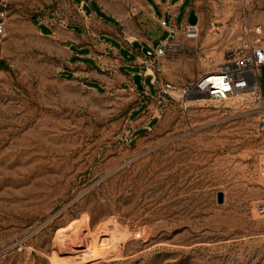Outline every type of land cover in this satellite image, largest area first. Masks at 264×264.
Wrapping results in <instances>:
<instances>
[{
  "label": "rangeland",
  "instance_id": "obj_1",
  "mask_svg": "<svg viewBox=\"0 0 264 264\" xmlns=\"http://www.w3.org/2000/svg\"><path fill=\"white\" fill-rule=\"evenodd\" d=\"M86 1L87 14L100 2L105 19L124 21L141 0ZM77 2L10 0L0 83V264H264L257 101L201 99L183 110L165 95L164 84L199 76L195 49L145 55L143 73L151 67L155 81L147 76L143 91L67 78L65 43L47 24H92L94 12L86 18ZM223 2L224 21L247 17L264 27V0ZM140 19L155 44L168 34L155 19ZM105 71L112 76V67Z\"/></svg>",
  "mask_w": 264,
  "mask_h": 264
},
{
  "label": "crops",
  "instance_id": "obj_2",
  "mask_svg": "<svg viewBox=\"0 0 264 264\" xmlns=\"http://www.w3.org/2000/svg\"><path fill=\"white\" fill-rule=\"evenodd\" d=\"M77 3L86 18L94 12L96 18L93 23L90 24L82 18L80 23L70 26L66 24L63 27H54L47 24L51 29L49 34L65 43L60 67L65 76L80 80L97 90L119 83L138 89L133 79L135 73L142 74V83L146 86L147 76L154 83L155 76L149 71L150 67L143 73L145 47L152 48L169 41L174 45L176 55L185 57L186 52L196 50L198 44L203 47L211 44L215 38L208 31L209 24L214 21L224 22L229 14L227 3L223 0H141L129 18L124 21H111L105 19L107 13L100 2H96L98 9L92 8L88 14L85 7L92 2L79 0ZM191 9L198 15V39L189 38L184 32ZM143 15L158 23L163 19L167 21L164 28L168 34L157 44L146 32L145 22L140 19ZM182 51L185 55L179 53ZM108 67H112V76L105 71ZM196 75V68L187 73L189 78H195Z\"/></svg>",
  "mask_w": 264,
  "mask_h": 264
},
{
  "label": "built area",
  "instance_id": "obj_3",
  "mask_svg": "<svg viewBox=\"0 0 264 264\" xmlns=\"http://www.w3.org/2000/svg\"><path fill=\"white\" fill-rule=\"evenodd\" d=\"M246 6L245 2L244 8ZM9 7L10 0H0V83ZM160 24L166 26L167 21L163 19ZM208 31L215 40L207 47L199 44L196 46V54L202 66L199 76L194 81L182 85L168 82L161 87V91L178 101L183 110L189 108V102L201 99L225 103L239 95L250 96L258 103V124L264 129V92L260 82L264 66L263 25L244 17L240 21L211 22ZM184 32L192 39H198L200 36L197 25L186 24ZM145 55L150 58H162L176 56V52L173 44L164 41L155 47L147 48ZM260 171L264 174V161ZM259 209L264 212V205Z\"/></svg>",
  "mask_w": 264,
  "mask_h": 264
},
{
  "label": "water",
  "instance_id": "obj_4",
  "mask_svg": "<svg viewBox=\"0 0 264 264\" xmlns=\"http://www.w3.org/2000/svg\"><path fill=\"white\" fill-rule=\"evenodd\" d=\"M187 22L189 25L195 26L198 24V15L196 14L194 9H191L188 15ZM147 48H144V51L146 52ZM134 82L136 83L139 90H144V85L142 83V74L141 73H135L133 75Z\"/></svg>",
  "mask_w": 264,
  "mask_h": 264
},
{
  "label": "trees",
  "instance_id": "obj_5",
  "mask_svg": "<svg viewBox=\"0 0 264 264\" xmlns=\"http://www.w3.org/2000/svg\"><path fill=\"white\" fill-rule=\"evenodd\" d=\"M1 66L3 69L4 68L7 69V66L3 60L1 62ZM260 82H261L262 90L264 92V66H263L262 71H261Z\"/></svg>",
  "mask_w": 264,
  "mask_h": 264
},
{
  "label": "bare ground",
  "instance_id": "obj_6",
  "mask_svg": "<svg viewBox=\"0 0 264 264\" xmlns=\"http://www.w3.org/2000/svg\"><path fill=\"white\" fill-rule=\"evenodd\" d=\"M149 71H150V72H153V69L150 67V68H149ZM239 96H240V95H239ZM83 256H84V254H83ZM80 258H82V257H80ZM83 258H84V257H83Z\"/></svg>",
  "mask_w": 264,
  "mask_h": 264
}]
</instances>
